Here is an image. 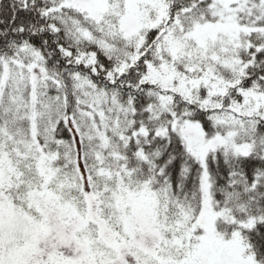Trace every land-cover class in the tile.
Wrapping results in <instances>:
<instances>
[{
  "label": "snow or ice",
  "instance_id": "1",
  "mask_svg": "<svg viewBox=\"0 0 264 264\" xmlns=\"http://www.w3.org/2000/svg\"><path fill=\"white\" fill-rule=\"evenodd\" d=\"M0 264H264V0H0Z\"/></svg>",
  "mask_w": 264,
  "mask_h": 264
}]
</instances>
